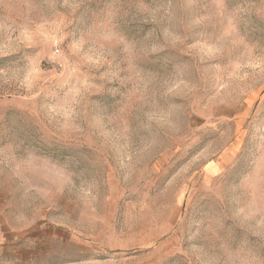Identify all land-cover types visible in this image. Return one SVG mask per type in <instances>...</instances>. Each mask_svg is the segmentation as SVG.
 Segmentation results:
<instances>
[{"label":"rangeland","instance_id":"obj_1","mask_svg":"<svg viewBox=\"0 0 264 264\" xmlns=\"http://www.w3.org/2000/svg\"><path fill=\"white\" fill-rule=\"evenodd\" d=\"M0 264H264V0H0Z\"/></svg>","mask_w":264,"mask_h":264}]
</instances>
